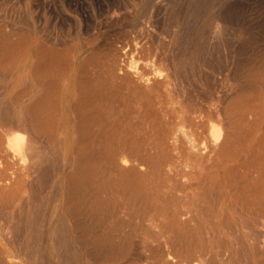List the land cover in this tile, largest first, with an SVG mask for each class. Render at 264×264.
<instances>
[{
  "label": "bare ground",
  "instance_id": "bare-ground-1",
  "mask_svg": "<svg viewBox=\"0 0 264 264\" xmlns=\"http://www.w3.org/2000/svg\"><path fill=\"white\" fill-rule=\"evenodd\" d=\"M9 1L0 264H120L133 236L149 264H264V33L239 4Z\"/></svg>",
  "mask_w": 264,
  "mask_h": 264
},
{
  "label": "rangeland",
  "instance_id": "rangeland-1",
  "mask_svg": "<svg viewBox=\"0 0 264 264\" xmlns=\"http://www.w3.org/2000/svg\"><path fill=\"white\" fill-rule=\"evenodd\" d=\"M10 1H14V0H10ZM10 1L7 3V4H9L10 3ZM231 1V0H230ZM238 4H239V6L237 7V9H236V11H237V13L238 14H242L244 17H245V19L247 20V24H248V26H249V30H250V32H251V34L253 35V36H258V34H262V33H264V0H235ZM243 1V2H242ZM245 4V5H244ZM142 5H143V3H140L139 5H137L135 8H136V10L137 11H140L141 12V9H142ZM203 23H205V19H204V21H202V24ZM128 27V28H127ZM133 26L132 25H126L125 26V24H120V29H128V30H130V28H132ZM119 29V27H114V28H109L108 29V31L111 33V34H115V32L117 31ZM134 30V27H133V29H131L129 32H130V36H132V37H134V34H135V31H133ZM131 31H133V34H132V32ZM113 32V33H112ZM256 32V33H255ZM115 39H117V40H119L120 39V37L119 36H116L115 35ZM119 39H118V38ZM120 40H122V38L120 39ZM253 50V48L251 47V46H244V48H243V51H244V53H243V55L245 56V55H249L250 53H251V51ZM243 55H241V56H243ZM248 91H249V89H245L244 90V92H245V94L247 95V97H245L244 96V94H242V98H243V103H245V102H248ZM185 108V109H184ZM188 108V107H187ZM186 107H183L182 108V114L181 115H179V114H176L175 116H174V120H173V122L174 123H176V124H179V125H181L182 126V128L183 129H186V124H188V122L186 121V119H185V121H184V116L185 115H187L188 113H189V111L188 112H186L185 113V111H186V109H187ZM194 108V107H193ZM192 108V109H193ZM197 108V106H195V108L194 109H196ZM190 108H188L187 110H189ZM193 109V110H194ZM195 113H197V112H195ZM191 114H194V112L192 113L191 112ZM184 122H185V127H183V124H184ZM188 126H189V124H188ZM190 127V126H189ZM188 128V127H187ZM191 130H192V128H190ZM190 129L188 130L187 129V131H190ZM198 128H196V130H197ZM192 132V131H191ZM176 160L177 161H179L180 160V158H179V155H177L176 157ZM263 210H264V207L262 208ZM13 210V208L12 209H10V211H12ZM122 217H124V215L123 214H120ZM260 221H264V218H261L260 219ZM153 242V241H152ZM139 242H138V237L137 236H133V237H131V247L130 248H128V249H126L125 251H123L122 252V255H121V257H120V264H126V262L129 260V259H131L132 257L135 259V260H137V261H141V263L142 264H149V260H150V258H148V257H150V254H149V250L148 249H145V251H143V253L142 252H140V254H136V251H137V249H138V244ZM136 249V250H135ZM134 250V251H133ZM135 252V253H134ZM147 252H148V255H147ZM120 254H121V252H120ZM140 255V256H139ZM148 257H147V256ZM138 257V258H137ZM148 258V260H147V258ZM141 259V260H140ZM144 259H146L147 261L145 262L144 261ZM256 260V258L255 257H250V263H252V264H255V261ZM148 262V263H147Z\"/></svg>",
  "mask_w": 264,
  "mask_h": 264
}]
</instances>
